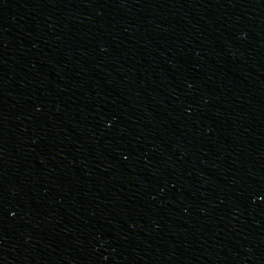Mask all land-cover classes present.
Masks as SVG:
<instances>
[{"label":"water","instance_id":"95a60500","mask_svg":"<svg viewBox=\"0 0 264 264\" xmlns=\"http://www.w3.org/2000/svg\"><path fill=\"white\" fill-rule=\"evenodd\" d=\"M0 264H264V0H0Z\"/></svg>","mask_w":264,"mask_h":264}]
</instances>
